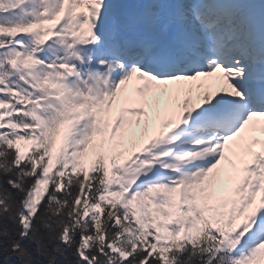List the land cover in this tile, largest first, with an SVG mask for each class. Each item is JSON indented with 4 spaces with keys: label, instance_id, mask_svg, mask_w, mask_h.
<instances>
[{
    "label": "snow or ice",
    "instance_id": "obj_1",
    "mask_svg": "<svg viewBox=\"0 0 264 264\" xmlns=\"http://www.w3.org/2000/svg\"><path fill=\"white\" fill-rule=\"evenodd\" d=\"M0 264H264V0H0Z\"/></svg>",
    "mask_w": 264,
    "mask_h": 264
}]
</instances>
